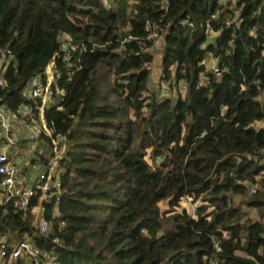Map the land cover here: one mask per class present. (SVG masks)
I'll use <instances>...</instances> for the list:
<instances>
[{
    "label": "trees",
    "instance_id": "1",
    "mask_svg": "<svg viewBox=\"0 0 264 264\" xmlns=\"http://www.w3.org/2000/svg\"><path fill=\"white\" fill-rule=\"evenodd\" d=\"M62 36L71 59L45 119L67 141L64 194L35 244L61 239L59 264H264V0H0L6 107L39 104L22 91ZM188 199L201 203L177 211ZM24 230L0 207V235Z\"/></svg>",
    "mask_w": 264,
    "mask_h": 264
},
{
    "label": "built area",
    "instance_id": "2",
    "mask_svg": "<svg viewBox=\"0 0 264 264\" xmlns=\"http://www.w3.org/2000/svg\"><path fill=\"white\" fill-rule=\"evenodd\" d=\"M187 25L192 27L190 23ZM208 36L209 41L214 34ZM150 39L154 54L161 56L162 35L154 31ZM69 43V38L62 36L60 51L54 53L44 72L30 79L22 91L23 97L39 104L21 105L16 109L2 103L1 92L6 88L5 73L13 57L9 50L0 52V207L20 215L31 229V232L24 230L0 235V264H21L22 260L29 264H59L57 251L64 247L63 241L54 238L38 247L34 238H48L55 219L61 216L60 202L64 189L60 162L67 141L46 121L45 111L56 104L55 97L61 94L56 89V83L61 78L57 63L60 58L65 62L71 59ZM208 70L218 74L215 62ZM146 71L153 74V62L146 66ZM201 83L207 84L208 77L202 76ZM178 87L182 94L186 92L183 84ZM151 91L152 88H149L144 96L149 97ZM42 140L47 142L49 150L47 155L37 156L29 146ZM256 191V186L249 188L250 194ZM62 228H65V223L60 221L59 229ZM224 238L228 239V235ZM213 249L216 253L221 252L219 241L213 242ZM208 264H221V261L214 258Z\"/></svg>",
    "mask_w": 264,
    "mask_h": 264
},
{
    "label": "rangeland",
    "instance_id": "3",
    "mask_svg": "<svg viewBox=\"0 0 264 264\" xmlns=\"http://www.w3.org/2000/svg\"><path fill=\"white\" fill-rule=\"evenodd\" d=\"M153 54H154V52H153ZM212 62H214V61L212 60ZM211 66H212V63L209 64V67H211ZM159 73L160 72H159L158 68L156 69V71L155 70L153 71V74H152V82L153 83H157V80L159 79ZM156 78H157V80H155ZM60 99H61V95L57 94L56 97H55V103L57 104L60 101ZM31 148L33 149V152H35V154L37 156H39V155H47L48 150H49V146H48L47 142L44 141V140L39 141V142H32V144L29 146V149H31ZM20 162H22V160ZM236 200H237L238 204H240L242 210L244 212H246V215L248 216V218H250L251 220H256L257 219L256 211L254 209L249 208V207H247V206L242 204V201L244 199H241L239 197ZM200 203H201L200 200H198L197 202H192V201H189V200H185V201H183L180 204L181 207L178 208L177 211H180L181 209H186L189 213H192L193 210H194V207L197 206ZM160 208H161L162 211H165L167 209V205L162 202L160 204ZM6 232H4L3 234H6ZM21 264H29V262L26 261V260H22Z\"/></svg>",
    "mask_w": 264,
    "mask_h": 264
},
{
    "label": "crops",
    "instance_id": "4",
    "mask_svg": "<svg viewBox=\"0 0 264 264\" xmlns=\"http://www.w3.org/2000/svg\"><path fill=\"white\" fill-rule=\"evenodd\" d=\"M160 57L159 55H155L154 54V61H153V64H154V70L156 71V69L158 68L159 69V63H160ZM212 63V65L214 64V62H212L211 59H206L205 60V65L206 66H209V64ZM209 68V67H208ZM159 72H160V69H159ZM157 80V78L155 79Z\"/></svg>",
    "mask_w": 264,
    "mask_h": 264
}]
</instances>
